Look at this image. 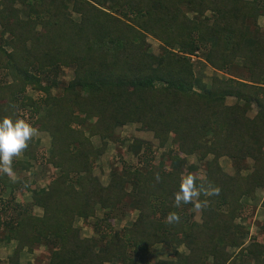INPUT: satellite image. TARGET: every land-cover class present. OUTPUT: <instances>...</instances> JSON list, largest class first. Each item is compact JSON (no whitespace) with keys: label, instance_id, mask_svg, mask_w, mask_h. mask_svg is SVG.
Wrapping results in <instances>:
<instances>
[{"label":"trees","instance_id":"obj_1","mask_svg":"<svg viewBox=\"0 0 264 264\" xmlns=\"http://www.w3.org/2000/svg\"><path fill=\"white\" fill-rule=\"evenodd\" d=\"M260 16L264 0H0V119L24 118L50 137L47 152L32 138L13 160V178L0 173V242H16L6 264L39 247L46 264H264V222L250 233L243 203L264 190ZM192 56L215 71L208 82ZM62 67L72 68L66 83L58 82ZM130 123L152 132L158 147L169 144L167 164H152V145L136 138L127 151L137 162L112 165L103 185L95 161ZM32 162L54 169L43 187L21 173ZM187 172L219 188L200 189L208 201L200 221L193 205L173 206ZM16 191L30 199L17 201ZM126 206L137 216L116 230ZM172 211L179 223L165 222ZM89 218L95 235L82 236L75 221ZM157 244L169 258L153 260Z\"/></svg>","mask_w":264,"mask_h":264},{"label":"rangeland","instance_id":"obj_2","mask_svg":"<svg viewBox=\"0 0 264 264\" xmlns=\"http://www.w3.org/2000/svg\"><path fill=\"white\" fill-rule=\"evenodd\" d=\"M260 29L264 32V26L260 27ZM147 40L151 45V49H153L154 51H157V47L159 44L158 41L151 37H148ZM191 60L194 63V70H195L196 75L201 77L203 79V82H208L211 79L212 75L215 74V71L210 66H207V65L204 66V64H202L200 60L196 58V56H192ZM5 72L6 70L4 69L3 73ZM218 73L219 75L225 74L223 72H218ZM1 75H2V72H1ZM71 77H72V68L62 67L60 70L59 76H58V82L66 83ZM7 79H9L10 81V77H7ZM27 92L32 97H36V94L38 93L37 91H34V90H28ZM52 93L57 94V90L54 89ZM226 101L228 104H230L234 102V99L229 97ZM255 110L256 108L254 106L253 111H251L249 114L253 115ZM48 136L49 135L47 133H42V132L37 133L36 132L35 135L33 136V139L39 140V144L42 145V146L41 145L39 146L42 148L45 145L47 146V143L49 141ZM136 138L142 139L144 141H148L152 145L153 151H154L153 161H151L152 164L154 165H159L160 163L167 164L168 160L166 159L163 160L162 155L166 153V150L169 147V144L166 147H158V141L157 139L154 138L152 132L141 130L139 128V125L135 123L126 124L124 126L117 128L111 140L107 141L106 150L95 161V167L93 169V173L95 176L99 178V181L103 185H106L108 182L109 171L112 165L118 166L122 162H127V163H132V164H135L137 162L138 156H134L132 155V153L127 151L128 143H130L131 141H133V139H136ZM92 141L96 145H100L101 143L98 136H93ZM186 159L188 162H196L194 156H187ZM161 160L163 161L161 162ZM220 161H221L220 163L222 164V167L227 173L233 174L235 172L232 162L229 161L227 158H222ZM247 161L249 162V160ZM31 166L32 167L29 170L27 171L22 170L21 173L28 176L30 180L35 179L39 186H42V187L45 186V183L48 180V176L51 175V173L53 172V169H51L50 167H46L45 165L36 167V165L31 164ZM245 167L243 166V169H241V173H246L251 170V168L249 169L248 167L246 168ZM22 174L21 176H23ZM199 174L203 175L202 168L199 170ZM261 190L262 189H257L255 191L256 193L255 199L249 200L248 198H244L243 200V203L249 204L250 206L245 210V214L246 216H248V218L250 217L247 221H250L249 231L252 234H254L255 229L258 227L259 221H262L261 219H264V209L260 207V201H261L260 199L263 197L260 192ZM8 194H9V190L3 193V196L6 198L9 196ZM15 194H16L17 201H28L30 199V193L27 191L22 192V193L16 191ZM40 211L41 210L39 208L34 209V212L36 213H40ZM190 211H193L194 213L193 218L197 221H200V211L197 212L194 207H192ZM97 214H98L97 216H101L102 211L97 210ZM136 216H137V210L129 209L128 206H126V213L124 214V217L121 219L113 220L114 228L116 230H121L124 227L129 226L132 223V221L135 220ZM93 219L94 218H89L87 220L76 219L75 225L80 227V232L82 236L89 237V236L95 235L90 225ZM247 243H248V239L246 240L245 244ZM155 249L157 250V252L153 260H156V258L167 259L170 257L169 253L167 252L165 253V250H163L164 249L163 245L157 244ZM179 250L183 251V253L185 254L188 253V249L185 248L183 245L179 247ZM10 251L11 249L8 246L5 247L4 245L0 244V259H3L5 262L6 261L5 259H7V256L9 255ZM228 251L232 253V256H235L237 254V249L233 250V249L228 248ZM47 258H48L47 251L44 249V247H39L34 251V253H31V255L24 254L21 257L20 264H28V263H36V262L38 264H46ZM106 264H113V263L108 262Z\"/></svg>","mask_w":264,"mask_h":264},{"label":"clouds","instance_id":"obj_3","mask_svg":"<svg viewBox=\"0 0 264 264\" xmlns=\"http://www.w3.org/2000/svg\"><path fill=\"white\" fill-rule=\"evenodd\" d=\"M36 129L24 118L5 116L0 119V173H4L9 178H13V160L19 157L29 146L36 133ZM156 181L160 182L159 173L156 174ZM200 178L191 173H181L179 190L174 194V207L180 208L182 205L191 204L197 212L208 205L207 200H201L200 189H206L203 195H218L219 188H213L210 181H197ZM207 186V188H206ZM180 215L172 211L165 218L168 224L180 222Z\"/></svg>","mask_w":264,"mask_h":264},{"label":"crops","instance_id":"obj_4","mask_svg":"<svg viewBox=\"0 0 264 264\" xmlns=\"http://www.w3.org/2000/svg\"><path fill=\"white\" fill-rule=\"evenodd\" d=\"M258 25H260V27H262V26H264V16H260L259 18H258ZM37 133H40V131H36ZM42 133H46V132H42ZM48 143H47V146L45 145L44 147H42L43 149H44V151H46V150H48L49 149V145H50V137L48 136ZM38 141V145H41V144H39V140H37ZM42 146V145H41ZM47 152V151H46ZM31 164H34L33 162L31 163ZM34 165H36V167H40V166H42V165H39V164H34ZM32 167V166H31ZM51 168V167H50ZM52 169V168H51ZM54 170V169H53ZM29 178V177H28ZM48 178H49V176H48ZM29 182L30 183H33L34 182V184H31L32 186H39L38 184H37V182H36V180L34 179V180H30L29 179ZM47 183V182H46ZM46 183H45V185H46ZM40 187H42V186H40ZM261 192V194H262V196H264V190H261L260 191ZM262 221H259V223H261V222H264V219H261ZM255 233L257 234V235H259L260 233H259V228L257 227L256 229H255V232H254V234L253 235H255ZM0 244H2V245H4L5 247L6 246H8L10 249H11V251H10V253H9V255L12 253V250H13V248L15 247V244H16V242L14 241V240H12L10 243H3V242H0ZM31 255V253H28L27 251H22L21 252V255H20V261H21V257L23 256V255ZM8 255V256H9ZM7 256V257H8ZM6 260V259H5ZM0 264H6V261L4 262V260L3 259H0Z\"/></svg>","mask_w":264,"mask_h":264}]
</instances>
